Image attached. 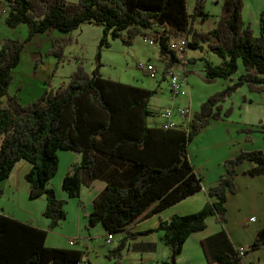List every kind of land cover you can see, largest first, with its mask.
Returning a JSON list of instances; mask_svg holds the SVG:
<instances>
[{
    "label": "trees",
    "instance_id": "1",
    "mask_svg": "<svg viewBox=\"0 0 264 264\" xmlns=\"http://www.w3.org/2000/svg\"><path fill=\"white\" fill-rule=\"evenodd\" d=\"M5 1L3 21L9 26L23 22L26 37L52 29L59 33L53 37L57 41L52 42L51 48L57 55L62 45L70 41V31L80 22L89 21L101 24L98 44L105 46L108 34L129 43L134 34L146 36V29L159 26L147 37L157 43L164 70L179 62V55L168 44L171 37L179 36L186 38V48L205 47L219 57L217 62L204 58L206 79H231L238 61L241 64L235 80L202 99L184 125L179 122L162 127L146 123L149 98L155 89L103 76L98 70V52L90 71L78 63L64 83L45 87L35 99L21 103L8 91V85L23 41L15 37L0 39V180L8 176L18 159L27 160L30 165L23 177L28 195L44 194L41 214L48 219L44 228L0 212V264H68L82 258L83 251L78 247L44 242L47 228L65 216V199L57 197L46 185L56 170L58 149L81 153L61 178V188L68 197H78L80 202L83 180L102 181L91 200L85 226L99 222L105 234L111 235L122 230L119 242L110 247V252L118 251L126 239L138 233L131 230L138 220L200 188L201 176L187 158V144L209 118L229 113L230 106L222 108L225 97L241 83L250 89L264 90V9L258 13V31L252 34L241 16L242 0H221L222 10L215 24L204 30L194 25L207 15L205 0H193L190 11L186 0ZM251 126L239 128L246 132L245 139H250L249 133L256 129ZM258 128L264 130V120H259ZM245 159L254 163L246 170L248 174L264 173V150L240 148L222 160L223 170L206 188L210 199L199 209L173 213L143 232L161 230L160 239L176 254L191 232L205 227L208 215L222 224L226 219V192L235 189L234 166ZM200 244L209 262L244 264L243 256L264 244V225L257 228L242 254H238L222 225L200 238ZM152 264L171 262L160 259Z\"/></svg>",
    "mask_w": 264,
    "mask_h": 264
},
{
    "label": "rangeland",
    "instance_id": "2",
    "mask_svg": "<svg viewBox=\"0 0 264 264\" xmlns=\"http://www.w3.org/2000/svg\"><path fill=\"white\" fill-rule=\"evenodd\" d=\"M192 1L193 0H186L188 11L191 9L190 5ZM219 1L220 2L215 4L212 3V0L204 1V9L209 12V15H206L202 22H196L198 27L206 29L215 24L217 18L211 14H218L222 10L221 0ZM242 5V19L248 22L252 34H256L258 31V13L261 8L264 9V0H244L242 1ZM5 9L6 1L0 0V39L3 37H17L19 41H23L19 62L14 69L12 80L8 85V91L14 93L21 103H26L35 99L41 94L45 87L54 88L64 83L69 73L78 63L82 64L85 70L90 71L95 65V55L98 52L100 63L98 70L103 76L148 89H155L148 102L150 107V112L146 116V123L148 125L154 124L153 120H161L158 115L159 109L165 106H185V104H187L188 95L186 93L175 95L173 98L170 97L168 85L169 73H161L163 61L158 54L157 43H148L146 40H143L142 34H134L129 43H124L119 37H111L108 34L106 36L108 44L106 46L102 44L99 45L98 40L102 32L101 24L82 21L76 28L70 31V41L62 45L61 52L57 55L51 51L53 46L52 42L55 43L57 41L53 39V37L59 34L56 30L52 29L49 31L35 32L31 36L26 37V25L23 22L13 27L5 24L3 21ZM159 29L160 27L157 25L153 26L152 29H146V36H148L152 30ZM122 32L124 33L123 30ZM170 39H176V37H171ZM186 54L189 58H186L188 62L185 81L189 86V94L191 93V97L189 98L190 110L197 109L200 101L208 94L220 89L230 80H235L238 73L242 70L241 64L238 61L236 70L230 74L231 79L216 76L208 80L204 78L203 60L206 58L211 62H217L219 57L205 47L201 49L187 48ZM191 56H195V60L191 59ZM146 63L153 65L156 70L155 76H150L147 73L144 66ZM170 69L181 75L184 73L179 64L176 63L171 66ZM222 104V108L226 106L231 107L226 117L242 120L249 124L253 123L251 127L256 128L249 133L250 139L244 138L243 141L251 142L252 145H244L245 147L242 148L259 147L264 150V130L260 131L258 128L259 120H264V90L250 89L246 83H241L225 97ZM236 134H243L245 137L246 132L244 130H238ZM236 139L237 138L234 137L233 141ZM237 150H239V148ZM56 152L58 158L56 170L48 179L46 185L52 187L57 197L65 199L63 204L65 216L58 220L53 227L47 228L46 232H48V234L46 242L53 244L60 242V235L63 231L75 230L76 225L74 220L76 218V213L79 209L80 211L83 209L82 205H84V207L88 206V203H90L88 196L91 191V189L86 186L85 180H83L79 191L80 202L77 201L78 197H68L66 195L65 191L61 188V178L64 173L70 169L71 164L80 159L81 153L65 149H58ZM20 159L26 163L25 167L20 170L18 165H13L9 172V180H7V182L5 178L0 180V184L3 186L0 192V212L15 216L22 220H29L30 218L32 222L40 219L46 221L47 218L41 214V210L45 205L44 194L41 193L32 197L28 195V186L23 174L30 163L25 159ZM8 181H10L11 184ZM96 183H99V181ZM93 187L94 190H96L97 184ZM94 190L93 192H95ZM203 195L206 197V191L204 189L199 190L195 194H189L175 202L176 205H178L182 201H187L195 197H201V200L204 201V199H202ZM201 200L199 199L197 201L199 202V206L195 210L203 205L204 202L201 203ZM153 219L154 218H147L141 223L138 222L135 227L149 224ZM205 219L206 231L212 230L216 224H219L212 215H208ZM94 225H92V227L89 226L90 228L88 227L92 236L91 241L89 243L87 241V244L82 243L79 245V248L83 251L81 260H84L85 264L139 263V257L142 254L139 247L140 242H136L135 240L130 241L131 238H128L125 240V244L118 248V251L110 252V247L113 245L115 246L119 242L121 238L120 234H122L123 231L116 230L113 237L114 242L106 243L104 242L103 235H99V230L101 229L99 227V222L97 226ZM80 229L85 232L83 227H80ZM157 231L160 232L161 230L157 229ZM151 236L155 238V234ZM155 240L157 241L156 253H160L162 249L168 248L161 239L156 237ZM152 242L153 246L154 241ZM158 243L164 248L159 247ZM142 248H144V246ZM141 260L147 264V257H142ZM68 264L78 263L69 262Z\"/></svg>",
    "mask_w": 264,
    "mask_h": 264
},
{
    "label": "crops",
    "instance_id": "3",
    "mask_svg": "<svg viewBox=\"0 0 264 264\" xmlns=\"http://www.w3.org/2000/svg\"><path fill=\"white\" fill-rule=\"evenodd\" d=\"M217 2L220 1L212 0L213 4ZM192 4L190 5V7L192 6ZM242 8H241V16L243 17ZM206 12L207 15H209V12L207 10ZM218 14L213 13L211 15L217 18ZM196 22L194 26L199 29H202L197 26ZM17 39L19 40V38ZM191 57H192L191 59L195 60V56H191ZM185 58H189L188 55L186 54V50H185ZM187 62L188 59H186V63L184 66L181 63H177V64H179L181 70L186 69L187 71ZM17 63L12 68V75L15 67L17 66ZM186 71L182 75L184 77V84L187 88V91L185 93L188 95L187 104L185 105L188 106L189 109H191L189 105V98L191 97V93L189 94L188 91L189 86L185 81ZM174 96L175 95L173 96L170 95L171 98H173ZM193 110L191 111L193 112ZM153 121L154 124L152 125H159L161 122L160 119L159 120L156 119ZM252 124L253 123L249 124L248 122L237 119H231L226 116L209 118L208 121L194 134V136H192L190 142H188L186 149L187 158L192 164L193 170L201 176L202 182L200 188L191 194H195L196 192L202 189L206 191V188L217 179L220 172L223 170L222 160L225 157L233 155L238 148L240 149L242 147H245L244 145L247 146L252 145L251 142H243L244 141L243 134H236V132L239 130L240 127H244ZM234 137L237 138L235 141H233ZM15 164L18 165V167L21 170L23 167H25L26 163H24V161H22L21 159H18L14 163V165ZM252 166H254V163H252L247 159L238 162L234 166L235 174L233 177V183L235 189L234 191L226 192V197L224 201L225 218H226L225 221L222 224L221 223L216 224V226L212 230L206 231L205 230L206 219H205V227L201 230L191 232L183 242L181 250L176 254H172L169 248L166 249L162 247L160 243H158V246L164 249H162L160 253H156L157 241L155 240V238L157 237L158 239H160L161 232H158L157 229L151 230L149 232H143V231L150 228L153 229L156 226L159 219H168L170 215H172L173 213H186V212L194 211L199 206V202L197 201L199 199L201 200V197H195L192 199H188L187 201H182L178 205H176L177 201L173 202L167 205L166 207L160 209L158 212L150 214L149 216L142 218L138 220L135 224H133L131 226V230L137 231L138 233L134 237H132L130 241L135 240L136 242H140L141 244V245L139 244V247H140V252L142 254L139 257V262L145 264L141 260L142 257H147V264H152L154 261L160 259H170L172 257L173 264H216L215 262L212 261L209 262L205 259L200 244V238L217 230L220 227V225H222L225 228L227 235L234 246H239V245L245 246L248 242H250L257 228L264 225V173L248 174L246 170ZM9 177L10 175L8 174V176L5 178L6 182L7 180H9ZM98 181L99 183H96ZM8 182L11 184L10 181ZM95 184H97L96 190H94L93 187ZM102 185H103L102 181L97 179L86 182V186L91 189L90 195L88 196V200L90 203H88L87 207H84V205H82L83 209H81V211L79 209L78 212L76 213V218L74 220L76 225L75 230L63 231V233L60 235L61 240L59 243L56 242L57 244L46 242V237L48 234L47 232L44 239V242L46 244L57 245V246H73L79 248V245H81L82 243L85 244L87 241L88 243L91 241L92 236L88 230L90 227L89 228L86 227L85 222L87 221V213L91 207V200L93 196L96 194V192L101 188ZM93 190L95 192H93ZM202 199H204V201L201 200V203L205 202V200L210 198L207 196L206 193V197L203 195ZM147 218H154V219L150 221L149 224H143L141 226L135 227V225L138 222L141 223ZM28 221H30L31 223L37 226L44 228L47 227V223H48V219L46 221L40 219L32 222L29 218ZM97 224L98 223H96L94 226H97ZM80 227H83L85 229L86 234L84 231L80 229ZM99 227L101 228L99 230V235H103L104 242L106 243H110L112 241L114 242L113 237L115 232L112 234L109 240H106L105 230L100 223H99ZM153 234H155V238L151 236ZM120 235L122 236V234ZM69 239H72V241L68 242ZM152 241H154V245L152 246V248H149V243H153ZM143 246L144 248H142ZM242 262L244 264H264V244L246 253L243 256ZM75 263L85 264V261L80 259L78 262Z\"/></svg>",
    "mask_w": 264,
    "mask_h": 264
},
{
    "label": "built area",
    "instance_id": "4",
    "mask_svg": "<svg viewBox=\"0 0 264 264\" xmlns=\"http://www.w3.org/2000/svg\"><path fill=\"white\" fill-rule=\"evenodd\" d=\"M142 38L143 40H146L148 43H154V39L152 37L142 36ZM185 41L186 38L184 36H179L176 37V39H170L168 42L169 47L172 48L179 55L178 63H181L183 66L186 63ZM144 66L147 73L150 76H155L156 70L152 64L146 63ZM165 72L169 73L168 85H169L170 95L173 96V95L185 93L186 87L184 84V77L178 72H173L170 68L164 70L162 67L161 73H165ZM191 114L192 111L186 105L165 106L158 110V115L161 118V122L159 125L162 127H172L179 122L184 125L190 118ZM105 236H106L105 239L109 240L112 235L110 233H106ZM71 241L72 239H69L68 242ZM243 249L244 246L242 245L237 246L238 254H242Z\"/></svg>",
    "mask_w": 264,
    "mask_h": 264
},
{
    "label": "water",
    "instance_id": "5",
    "mask_svg": "<svg viewBox=\"0 0 264 264\" xmlns=\"http://www.w3.org/2000/svg\"><path fill=\"white\" fill-rule=\"evenodd\" d=\"M170 262H171V264H173V258L172 257L170 258Z\"/></svg>",
    "mask_w": 264,
    "mask_h": 264
}]
</instances>
